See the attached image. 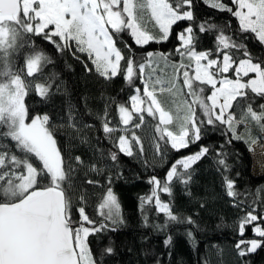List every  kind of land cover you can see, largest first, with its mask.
<instances>
[{
	"label": "snow or ice",
	"instance_id": "obj_1",
	"mask_svg": "<svg viewBox=\"0 0 264 264\" xmlns=\"http://www.w3.org/2000/svg\"><path fill=\"white\" fill-rule=\"evenodd\" d=\"M202 2L230 14L237 28L198 17L196 0H0V264H103V257L114 253L111 242L98 250L89 239L126 224L105 161L116 164L120 154L145 153L144 137L137 133L145 127V114L156 121L151 143L161 157L197 145L207 126L220 130L226 144L244 141L249 151L264 138V103H257V98L264 100V57H254L247 43L253 39L264 46V0ZM199 34H212V46L201 48ZM36 37L58 52L84 54L85 71L106 84L122 77L133 89L124 101L102 91L103 108L96 112L83 98L103 133L97 142L111 144L107 155L102 149L87 160L72 154V141L90 143L82 133L95 127L78 122L72 106L56 123L26 104L30 94L48 99L60 87L56 73L45 75L53 61L37 46ZM172 37L178 42L172 50H146ZM133 45L144 51L137 54ZM113 106L117 122L110 115ZM62 130L68 148L61 143ZM223 148L215 152L214 163L224 195L243 213L233 225L239 237L234 247L243 257L264 247V213L240 198ZM210 155L204 144L178 155L162 178L148 177V192L138 196L142 226L164 234L165 248L173 245L169 229L174 224L191 225L186 235L195 243L194 230L200 225L177 210L175 187L179 184L194 199V166ZM89 187L100 191L89 193ZM92 195L97 218L87 211ZM216 198L213 193L199 199L200 208ZM249 226L259 239L245 238ZM155 264H161L159 258Z\"/></svg>",
	"mask_w": 264,
	"mask_h": 264
},
{
	"label": "trees",
	"instance_id": "obj_2",
	"mask_svg": "<svg viewBox=\"0 0 264 264\" xmlns=\"http://www.w3.org/2000/svg\"><path fill=\"white\" fill-rule=\"evenodd\" d=\"M195 13L200 18L211 17L213 22L218 25L227 23L233 30L238 26L237 20L230 14L212 10L204 5L202 0H196ZM175 31H179V28H175ZM199 36L201 48L212 46V34H199ZM34 39L37 46L44 49L53 61L45 68V75L56 73L58 76L56 83L60 87L59 91L54 87L48 99H42L32 93L25 98L26 104L33 113H48L56 123L61 122L60 118L64 117L69 106H72L78 122L95 125L92 129H84L82 133L89 138L90 143L81 144L78 139L72 141L70 145L72 154L81 155L87 160L94 154H98L96 153L97 149H102L107 155L111 144L103 139L97 142V137H102L103 133L99 130V122L95 120L94 116L87 113L83 98L88 97V108L96 112L103 108L104 102L100 99L102 91L105 96H112L117 101H124L133 94V89L122 77L106 84L94 72H86L84 62H87V57L84 54L77 53L76 56L80 57L77 59L73 55V51L61 53L39 37ZM124 39L129 44L132 43L127 35L124 36ZM177 43L176 39L172 37L165 44L152 43L147 46L146 50L170 51ZM247 43L254 57H264V46L253 39ZM133 49L137 54L144 51L136 49L135 45H133ZM17 64L22 65L23 60H17ZM89 67H91L90 62ZM135 83L136 86L142 87L138 80ZM257 103H264V100L257 98ZM110 115L114 122L118 121L115 106H113ZM145 120V127L142 130H137V133L144 137L145 153L131 157L120 154L116 164L110 160L105 161L108 165V174L113 177L112 187L118 194L126 224L119 226L116 232L89 238L93 249H103L110 242L112 243L115 249L114 253L105 255L103 264H155L157 258L160 259L161 264H205V260L208 261V264H264V247L243 257L238 255L234 247L239 237L234 232L233 225L243 213L232 206L231 198L224 195L221 176L214 163L215 152L220 149L221 145H224L223 151L227 153V162L231 165L230 175L236 181V188L241 193L240 198L247 205L255 207L258 213H264V173L255 174L253 172V152L249 151V145L242 140L233 141L230 145L226 144L225 137L221 135L220 130L207 126L204 128L202 140L197 145H193L190 149L179 154L166 151L165 155L161 157L155 155L151 143L156 121L147 117L146 114ZM240 130L243 131L242 128ZM72 134L75 135L74 132ZM119 134L117 133V135ZM257 134V130L254 129L253 136ZM60 139L65 148H68L67 133L63 130ZM260 140L263 141L264 138ZM199 144L209 146L212 155L194 166L196 172L191 189L195 198L190 199L185 196L184 190L177 184L175 205L178 211L192 215L200 225V229L194 230L195 243H193L186 235V230L191 228V225H172L169 234L173 237V245L171 248H165L164 234L155 233L151 228L142 226L138 211V196L148 192L150 186L146 181L150 175L155 174L162 178L178 155H186L190 151L198 150ZM161 146L164 147L163 143ZM145 161L148 163L146 164ZM80 178H82V174L75 183L79 184ZM99 191V189L88 188L89 193H98ZM213 193L217 194V198L214 202L207 204L205 209H201L198 200L205 197L211 198ZM162 199L166 200L167 196L163 195ZM95 204L96 198L95 195H92L87 211L93 218H97ZM197 212H199V216L195 215ZM245 238L259 239L253 233L251 226L246 230ZM146 252H150L151 255H145Z\"/></svg>",
	"mask_w": 264,
	"mask_h": 264
},
{
	"label": "rangeland",
	"instance_id": "obj_3",
	"mask_svg": "<svg viewBox=\"0 0 264 264\" xmlns=\"http://www.w3.org/2000/svg\"><path fill=\"white\" fill-rule=\"evenodd\" d=\"M151 27V24L148 25ZM253 152V172L255 174L264 173V140L252 145Z\"/></svg>",
	"mask_w": 264,
	"mask_h": 264
}]
</instances>
